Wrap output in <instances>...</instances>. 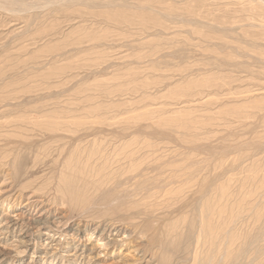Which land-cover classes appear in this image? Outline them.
Returning <instances> with one entry per match:
<instances>
[{
  "label": "rangeland",
  "instance_id": "rangeland-1",
  "mask_svg": "<svg viewBox=\"0 0 264 264\" xmlns=\"http://www.w3.org/2000/svg\"><path fill=\"white\" fill-rule=\"evenodd\" d=\"M0 264H264V0H0Z\"/></svg>",
  "mask_w": 264,
  "mask_h": 264
},
{
  "label": "bare ground",
  "instance_id": "bare-ground-1",
  "mask_svg": "<svg viewBox=\"0 0 264 264\" xmlns=\"http://www.w3.org/2000/svg\"><path fill=\"white\" fill-rule=\"evenodd\" d=\"M127 174V173H126ZM34 202V201H33ZM40 202V201H39ZM35 204V203H34ZM128 205H130V202H125V200H124V209H128L129 207H128ZM34 206V205H33ZM36 207V206H35ZM122 208V207H121ZM35 209V208H34ZM129 210V209H128ZM138 211V210H137ZM200 211V210H199ZM199 213V212H198ZM22 215V214H21ZM47 215V212L45 211L43 214H41V217L40 218H38V219H33V221H32V225H35V226H42V225H44V223H42L41 222V219L42 218H44V216H46ZM141 218V217H140ZM6 219V218H5ZM4 219V220H5ZM12 220L14 221H8L9 223L7 224V226L10 228H14V227H19V228H21V230H20V236L22 237V239L23 238H28V233H29V235H30V232L31 231H33L34 229H37V228H34V227H32L30 224L29 225H27V224H24V223H21V220H20V218H19V216H18V218L17 219H13L12 218ZM130 220V219H129ZM30 221V220H29ZM61 221V220H60ZM125 221H128V220H125ZM6 222V221H5ZM22 222H24L23 220H22ZM112 224V223H111ZM2 225H4V224H2ZM6 226V225H5ZM26 227L28 228V230H26ZM115 227V226H114ZM5 228V227H4ZM26 230V231H25ZM18 231V230H17ZM109 231H111V229L109 230ZM114 231H117L116 229L114 230ZM124 231V229H122L121 228V230H119L118 232H116V235H118V234H120L121 232H123ZM110 233V232H109ZM123 234V233H122ZM198 234V233H197ZM21 241V240H20ZM200 241H201V239H200ZM199 241V242H200ZM23 242V241H22ZM78 250V249H77ZM196 250V249H195ZM193 257V256H192Z\"/></svg>",
  "mask_w": 264,
  "mask_h": 264
}]
</instances>
